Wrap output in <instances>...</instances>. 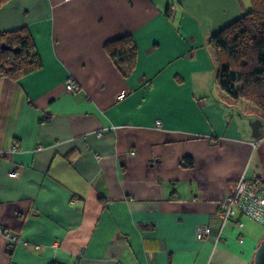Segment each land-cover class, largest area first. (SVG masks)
Listing matches in <instances>:
<instances>
[{
	"label": "crops",
	"instance_id": "0c3cea01",
	"mask_svg": "<svg viewBox=\"0 0 264 264\" xmlns=\"http://www.w3.org/2000/svg\"><path fill=\"white\" fill-rule=\"evenodd\" d=\"M250 9V0L0 8V33L28 28L43 62L19 81L0 77V227L21 238L0 233V264H253L264 227L250 218L228 222L219 243L196 234L220 233L219 202L256 176L250 159L264 147L259 112L220 89L209 41ZM125 36L138 48L128 76L106 49ZM69 77L80 93L67 92Z\"/></svg>",
	"mask_w": 264,
	"mask_h": 264
},
{
	"label": "trees",
	"instance_id": "16d2710c",
	"mask_svg": "<svg viewBox=\"0 0 264 264\" xmlns=\"http://www.w3.org/2000/svg\"><path fill=\"white\" fill-rule=\"evenodd\" d=\"M10 0H0V8ZM251 9L241 18L210 37L217 61L220 89L235 103L259 112L264 123V0H250ZM11 50L3 48V45ZM111 58L125 67L127 76L138 62L132 36L106 45ZM43 68V62L28 28L0 33V77L19 81ZM194 161L186 159V167ZM56 264V263H53Z\"/></svg>",
	"mask_w": 264,
	"mask_h": 264
},
{
	"label": "built area",
	"instance_id": "2783aa9c",
	"mask_svg": "<svg viewBox=\"0 0 264 264\" xmlns=\"http://www.w3.org/2000/svg\"><path fill=\"white\" fill-rule=\"evenodd\" d=\"M66 90L69 94H78L81 92L80 84L73 78L69 77L66 81ZM157 125H161L158 122ZM102 136L101 133H99ZM17 147H13L12 151H16ZM20 172H12L11 177L18 178ZM220 218L222 220L221 231L218 235L209 226H199L197 228V238L199 240H206L215 238L216 243L223 239V230L228 222L238 220L241 216H246L264 227V181L255 176L248 177L246 174L237 183L234 193L219 202ZM238 226L242 228L244 224L240 221L237 222ZM0 233L3 234L12 245L19 244L21 238L12 234L8 230L0 227ZM243 242V238L240 239Z\"/></svg>",
	"mask_w": 264,
	"mask_h": 264
},
{
	"label": "rangeland",
	"instance_id": "374dc122",
	"mask_svg": "<svg viewBox=\"0 0 264 264\" xmlns=\"http://www.w3.org/2000/svg\"><path fill=\"white\" fill-rule=\"evenodd\" d=\"M249 174L259 176L264 181V147L260 148L258 154L251 157Z\"/></svg>",
	"mask_w": 264,
	"mask_h": 264
},
{
	"label": "water",
	"instance_id": "95a60500",
	"mask_svg": "<svg viewBox=\"0 0 264 264\" xmlns=\"http://www.w3.org/2000/svg\"><path fill=\"white\" fill-rule=\"evenodd\" d=\"M3 48L11 50V47H7L5 44L3 45ZM253 264H264V239L262 240L256 251Z\"/></svg>",
	"mask_w": 264,
	"mask_h": 264
}]
</instances>
